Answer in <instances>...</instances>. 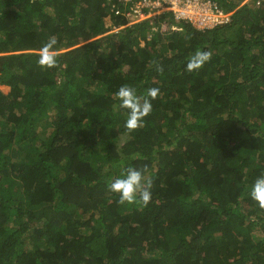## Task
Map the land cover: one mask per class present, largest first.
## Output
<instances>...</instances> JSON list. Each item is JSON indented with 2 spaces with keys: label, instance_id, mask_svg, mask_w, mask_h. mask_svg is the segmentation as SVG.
<instances>
[{
  "label": "trees",
  "instance_id": "1",
  "mask_svg": "<svg viewBox=\"0 0 264 264\" xmlns=\"http://www.w3.org/2000/svg\"><path fill=\"white\" fill-rule=\"evenodd\" d=\"M141 1L0 0V264H264V0L208 30ZM123 85L160 90L133 132ZM129 168L147 207L109 189Z\"/></svg>",
  "mask_w": 264,
  "mask_h": 264
},
{
  "label": "clouds",
  "instance_id": "2",
  "mask_svg": "<svg viewBox=\"0 0 264 264\" xmlns=\"http://www.w3.org/2000/svg\"><path fill=\"white\" fill-rule=\"evenodd\" d=\"M57 42L56 37H50L39 50L38 64L42 68L51 69L58 66L57 51L55 50ZM211 55L212 53L208 51H197L189 59L187 70L192 72L201 69L205 63L210 61ZM156 70L160 73L163 72V68L159 65H157ZM159 95V88L148 89L147 97L151 99L138 97L136 90L128 85H123L119 88L116 93L120 101L119 107L129 110V115L125 122V127L129 132L144 127L145 118L152 112L151 100H155ZM151 186V180H146L141 171L129 168L126 171V175L115 178L110 183L109 189L119 195V203L121 205L140 203L143 207H147L152 199ZM250 196L258 203L261 209H264V176L255 180Z\"/></svg>",
  "mask_w": 264,
  "mask_h": 264
},
{
  "label": "built area",
  "instance_id": "3",
  "mask_svg": "<svg viewBox=\"0 0 264 264\" xmlns=\"http://www.w3.org/2000/svg\"><path fill=\"white\" fill-rule=\"evenodd\" d=\"M141 7L147 10L142 12ZM164 12H170L176 20L190 22L193 27L200 30L223 26L230 20V14L225 13L212 0H142L134 6L131 20L134 22Z\"/></svg>",
  "mask_w": 264,
  "mask_h": 264
},
{
  "label": "rangeland",
  "instance_id": "4",
  "mask_svg": "<svg viewBox=\"0 0 264 264\" xmlns=\"http://www.w3.org/2000/svg\"><path fill=\"white\" fill-rule=\"evenodd\" d=\"M134 20V19H133ZM131 22H133L132 20H131Z\"/></svg>",
  "mask_w": 264,
  "mask_h": 264
}]
</instances>
